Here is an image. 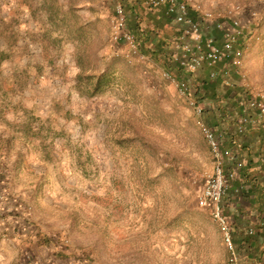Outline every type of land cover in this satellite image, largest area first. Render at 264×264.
I'll return each instance as SVG.
<instances>
[{"label": "rangeland", "instance_id": "obj_1", "mask_svg": "<svg viewBox=\"0 0 264 264\" xmlns=\"http://www.w3.org/2000/svg\"><path fill=\"white\" fill-rule=\"evenodd\" d=\"M120 1L0 0V264H230L211 207L198 202L213 154L163 70L188 82L224 147L262 156L264 125L233 146L239 110L224 111L221 99L264 94V0H199L227 25L241 6L245 58L230 66L231 86L206 68L170 66L177 25L143 0L128 28L148 58H128L112 34ZM245 185L222 203L233 228L264 220L262 189Z\"/></svg>", "mask_w": 264, "mask_h": 264}, {"label": "built area", "instance_id": "obj_2", "mask_svg": "<svg viewBox=\"0 0 264 264\" xmlns=\"http://www.w3.org/2000/svg\"><path fill=\"white\" fill-rule=\"evenodd\" d=\"M142 5L156 10L164 8L165 15L172 18L177 25L178 35L174 40L173 50L168 54L169 62L191 73L206 68L209 71V79L221 78L224 84L233 85L229 67H242L245 58L241 42V39L246 36L245 29L236 16L241 9L239 4L231 11L232 22L229 25L225 21L216 19L213 12L206 10L199 0H143ZM213 28L222 33L220 42L215 36L209 34ZM112 29L113 39L123 43L128 58H148L140 40L128 28L126 8L121 2L116 5ZM163 75L177 83L180 93L189 100L200 117L198 125L213 154L214 168L205 180L198 202L202 207H211L212 214L221 227L225 245L230 251L232 264H241V258L233 241L232 227L222 201L224 196L232 190L233 182L239 179L248 161L242 157L239 158L232 148L224 147L222 135L201 119L205 112V105L194 100V94L188 82L178 80L170 70L164 69ZM240 105L242 111L235 115L234 125L236 134L244 136L260 123L264 125V94L251 96L241 101ZM259 162L264 166V156ZM226 163L231 165L225 168ZM243 188L242 184L235 190L241 193ZM248 232L254 234L255 228H249Z\"/></svg>", "mask_w": 264, "mask_h": 264}, {"label": "crops", "instance_id": "obj_3", "mask_svg": "<svg viewBox=\"0 0 264 264\" xmlns=\"http://www.w3.org/2000/svg\"><path fill=\"white\" fill-rule=\"evenodd\" d=\"M137 1H140V0H137ZM136 5H137V2L135 0L134 8H131L129 10L126 9L128 20H130L131 17L133 18V16H134V19L139 18L138 17L139 12L136 8L138 6H136ZM162 9H164V8H162ZM137 38L139 39L138 36H137ZM140 42H141V40H140ZM141 44H142V42H141ZM142 48H143V46H142ZM144 49L145 48H143V50ZM151 54L152 53H150V55ZM239 112H236V114H239ZM253 113H255V112H253ZM234 118H235V116L233 117V123H234ZM233 128H234L233 132H236L235 125H233ZM254 128H257V127H254ZM252 130H253V128H252ZM236 136H238V135L236 134ZM234 141H235V139L233 138L231 142H234ZM263 156H264V154H262V156L259 155L258 157L253 158L252 164H249V165L247 164L248 168L245 170V168L247 167L246 166L244 168V170L241 171L239 179H237L235 182H233V188L227 194L237 193L235 189L237 187L241 186L242 184L243 185L247 184V185H245L247 190L251 188V184H254L259 189H262L260 192L262 193L263 198L260 202H261V204L262 203L264 204V166H262L261 162H259ZM226 164H229V165L226 166ZM226 164H225V168H228L231 165L230 163H226ZM248 181L250 182V184H248ZM261 204H259V205L261 206ZM245 222H246L245 220L238 218L237 221L235 220L234 228H233V224H231L233 241H234V245L237 249V252L241 258V264H264V220H262L261 222L257 221L255 224H253L254 226H250V227L246 226ZM249 228H255V233L250 234L248 232ZM222 244L224 245V248L227 251V253H229V257H230V251L228 250L227 246L225 245L224 236H222ZM242 251H245V252L243 253ZM229 260H230V258H229ZM230 264H232L231 260H230Z\"/></svg>", "mask_w": 264, "mask_h": 264}, {"label": "trees", "instance_id": "obj_4", "mask_svg": "<svg viewBox=\"0 0 264 264\" xmlns=\"http://www.w3.org/2000/svg\"><path fill=\"white\" fill-rule=\"evenodd\" d=\"M123 1V2H122ZM122 1H120L122 4H123V6H125V8H126V5H127V1L128 0H122ZM130 5V4H129ZM129 7V9H131V8H134V5H130V6H128ZM147 37V38H146ZM145 38H144V40L145 41H148V40H153V39H150V38H148V36H146ZM154 41V42H153ZM153 41H151V42H153L152 44H153V46H149V51H151V53H152V55H154V56H160L161 55V53H162V49H161V45L159 44V42H158V40H153ZM146 49V48H145ZM168 64L171 66L173 63H171V62H169L168 61ZM232 67H234V66H232ZM229 70H230V76H232V73H231V67H229ZM188 73H190V74H193V73H191V72H188ZM208 74V73H207ZM211 80V79H210ZM212 81H214V82H218V81H221L222 82V79L221 78H218V79H216V80H212ZM97 83H99V82H97ZM204 84L203 85H205V86H203V89L208 93V89H210L209 87H212L211 85L210 86H207V84H208V82L205 80L204 82H203ZM212 84V83H211ZM96 86H98V84H96ZM207 86V87H206ZM198 93V92H197ZM240 95H243V91L242 90H239V89H234L232 92H227V93H225V96H223V99H221L222 100V102L224 103V107H225V109H224V111L226 110L227 112H229V113H231L232 112V110L235 108V106L237 105V107H238V110L241 112L242 111V107H241V101L242 100H246L245 98H243V97H241ZM215 96V95H214ZM214 96H213V98H214ZM239 96V97H238ZM206 98V96H201L200 97V99H205ZM216 101V100H215ZM235 115V114H234ZM231 117H234L233 115L231 116ZM253 129H255V128H253ZM260 130V129H259ZM236 132H231V133H229V135H231V141H232V139L234 138V137H236V142L234 143V142H232L233 143V146H234V144H237V142H238V140H237V137L238 136H236V134H235ZM258 133H260V132H258ZM248 135V134H247ZM247 135H244V136H247ZM240 141V140H239ZM236 146V145H235ZM248 152H249V154H251V148H249L248 149ZM252 162H253V159H252V156H250V158H249V160H248V164H252ZM230 196V193L229 194H226L225 196H224V198H223V201H222V203L224 204V207H225V203H224V201L227 199V197H229Z\"/></svg>", "mask_w": 264, "mask_h": 264}]
</instances>
